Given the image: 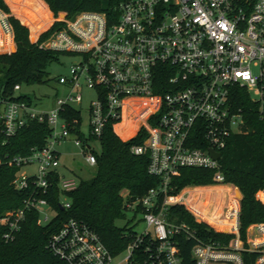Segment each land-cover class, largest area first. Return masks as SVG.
I'll return each instance as SVG.
<instances>
[{
    "label": "built area",
    "instance_id": "2783aa9c",
    "mask_svg": "<svg viewBox=\"0 0 264 264\" xmlns=\"http://www.w3.org/2000/svg\"><path fill=\"white\" fill-rule=\"evenodd\" d=\"M49 18L30 42L76 60L65 75L56 76L59 92L52 108L1 101L4 137L28 121L45 122L50 128L41 148L6 160L17 167L13 188L26 194L19 207L0 215L1 240L14 239L28 211L36 212L37 225L56 216L43 197L52 173L60 192L57 206L69 208L64 193L74 189L77 180L57 171L56 146L70 141L93 168L94 143L99 147L104 127L120 138L114 128L126 117L133 126L130 135L120 139L143 133L130 151L146 155V172L158 178L155 187L124 205L132 218L131 239L112 255L89 226L68 217L48 235L45 249L62 264H181L182 237L190 242L192 264H242V252L254 253V263L264 264V222L250 223L245 238L239 237L235 187L229 194L234 209L215 221L201 213V203L191 196L182 200L168 193L170 179L185 167L211 171L212 186L228 184L222 182L218 159L229 135L238 133L242 124L230 103L231 90L244 89L259 107L264 102V0H117L109 14L79 11L67 17L59 12ZM54 22L59 26L39 41ZM19 88L13 86L14 91ZM83 88L93 95L87 106V134L80 129V112L79 117H66L69 107L79 111ZM197 133L201 147L194 145ZM210 150L219 157L214 159ZM23 166L33 168L20 172ZM175 204L194 222L230 238L204 240L188 224L166 220L168 207Z\"/></svg>",
    "mask_w": 264,
    "mask_h": 264
},
{
    "label": "trees",
    "instance_id": "16d2710c",
    "mask_svg": "<svg viewBox=\"0 0 264 264\" xmlns=\"http://www.w3.org/2000/svg\"><path fill=\"white\" fill-rule=\"evenodd\" d=\"M34 1V0H33ZM52 13L64 12L67 17L79 11H98L109 14L117 0H43ZM43 17L37 23H30L24 13L19 16L30 24L32 37L37 31L49 23V14L45 7L36 2ZM0 10L9 14L8 8L0 0ZM6 20L12 31L14 50L0 53V105L2 100L23 101L31 103L25 94H14L13 86L46 83L48 72L46 67L57 61L59 52L38 47L37 43L28 40L27 28L16 18L7 15ZM59 23L54 22L50 28L42 32L39 41L45 39ZM8 35H6V41ZM232 109L240 113L241 129L232 133L220 151L218 164L222 174L223 185L211 186V171L185 167L169 181L168 193L175 194L184 189L179 198L186 200L191 196L194 202L201 203V213L211 217L213 221L229 214L235 207L229 197L237 187L241 197L239 200V233L243 237L244 228L254 222H264V204L255 198V193L264 190V102L251 101L249 94L240 87H233L230 93ZM66 117H79V111L67 108ZM119 127L115 129L118 134ZM50 128L45 122L28 121L9 137L0 133V215L9 209L20 206L26 192L15 190L12 179L17 167L7 165L6 160L16 155H26L33 149L41 148L48 136ZM124 132V133H122ZM119 135V134H118ZM124 138L130 131H121ZM143 133H138L128 140H121L106 125L99 137V149L94 152L95 164L92 175L77 180V185L65 196L69 208L60 210L57 206L60 194L55 173L50 175L48 188L43 195L50 206L56 211V216L45 225H37V214L34 211L25 213L19 231L12 241L4 242L0 237V264H62L45 249L48 235L54 231L61 220L73 218L85 223L100 238L106 249L115 255L123 250L133 233L132 218H126L125 203L143 195L148 189L158 184V178L146 172L147 156L131 153L130 146L141 141ZM195 146H202L201 134H195ZM231 184V185H230ZM211 193H215V202L208 208ZM264 201V195L260 197ZM223 210H220V207ZM137 212V209L134 213ZM117 220H124L118 226ZM166 220L188 224L196 235L204 240L226 241L231 235L215 232L202 223L193 221L191 215L182 205L168 207ZM3 229L0 227V236ZM178 243L181 264H192L189 253L190 242L180 237ZM255 254L242 252V264H255Z\"/></svg>",
    "mask_w": 264,
    "mask_h": 264
},
{
    "label": "rangeland",
    "instance_id": "374dc122",
    "mask_svg": "<svg viewBox=\"0 0 264 264\" xmlns=\"http://www.w3.org/2000/svg\"><path fill=\"white\" fill-rule=\"evenodd\" d=\"M43 1V0H42ZM44 2V1H43ZM45 4V3H44ZM46 5V4H45ZM47 6V5H46ZM46 11V8H45ZM50 11V10H49ZM59 15V12L57 13H52L50 11L49 17L51 16L52 18L56 17ZM19 21V20H18ZM27 28V34H28V40L33 41L35 38L32 37L31 35V30L27 24L24 25ZM44 27L43 29H45ZM41 29V30H43ZM40 31V30H39ZM14 43V42H13ZM15 47V46H14ZM76 58L74 55H67V54H59L57 57V61L51 62L47 67L46 71L48 72V78L49 80L46 83L43 84H33V85H20L19 90L14 91V94H25L31 99V104L35 109H42V110H47L50 109L54 106V98L55 95L59 92V85L57 84L55 78L58 75H65L67 73L68 67L70 64L75 61ZM254 72L255 69H252ZM93 98L92 92L87 89H82V101L80 105L78 106L79 112H80V129L83 134H87V106H88V101ZM133 124L132 123H127V125L122 126L118 130V134L121 139H124L123 136L120 135L121 131H131ZM124 133V132H122ZM96 150L99 149L98 145L94 143ZM57 151L59 152V158H58V163H59V173L65 177V178H74L75 180H78L79 178L85 179L88 178L92 175L93 168L88 167L80 153L77 147L73 146V144L68 141L65 143H62L59 146H56ZM32 166H23L20 168V172H29L32 170ZM213 183L209 184L212 186ZM229 184V183H228ZM231 185V184H230ZM216 186V185H215ZM233 186V185H232ZM188 187H194L193 185H187L182 188H180L176 194H180L184 189ZM235 187V186H233ZM235 190L237 193H234L235 196H237L240 200V193L235 187ZM264 195V190H259L255 193V198L262 203L260 197ZM215 193H211L210 199H209V204L208 208H212L214 202H215ZM224 208L221 206L220 210H223ZM239 214V213H238ZM129 214L126 213V218L128 219ZM124 220H117L115 221V224L120 226L124 224ZM130 223H128L129 225ZM249 224L244 228L243 230V237H241L239 233V222H238V235L240 238H245L246 232L249 230L248 229ZM139 226L136 229H139Z\"/></svg>",
    "mask_w": 264,
    "mask_h": 264
},
{
    "label": "crops",
    "instance_id": "0c3cea01",
    "mask_svg": "<svg viewBox=\"0 0 264 264\" xmlns=\"http://www.w3.org/2000/svg\"><path fill=\"white\" fill-rule=\"evenodd\" d=\"M2 1L8 8L9 14H5L0 10V53H9L14 50V43L12 39L11 28L6 20L7 15L13 16L17 20H19V22L22 25L27 24L30 28V24L27 23L28 21L27 22L24 21L19 16V13L20 14L24 13L25 15H27L29 17L30 23L32 22L37 23L39 22L41 17H43V13L38 9V5L36 3L37 1L40 2L46 8V12L48 14H50V11L48 10L47 6L44 4L42 0H34V1L33 0H2ZM6 35H8L7 41H6ZM58 168L59 166L57 167V171L59 172Z\"/></svg>",
    "mask_w": 264,
    "mask_h": 264
},
{
    "label": "bare ground",
    "instance_id": "6f19581e",
    "mask_svg": "<svg viewBox=\"0 0 264 264\" xmlns=\"http://www.w3.org/2000/svg\"><path fill=\"white\" fill-rule=\"evenodd\" d=\"M127 123H129V119L127 120L126 117H123L122 122L120 124H118L114 129H116L119 126L121 128L122 126L127 125Z\"/></svg>",
    "mask_w": 264,
    "mask_h": 264
},
{
    "label": "water",
    "instance_id": "95a60500",
    "mask_svg": "<svg viewBox=\"0 0 264 264\" xmlns=\"http://www.w3.org/2000/svg\"><path fill=\"white\" fill-rule=\"evenodd\" d=\"M211 156L214 158V159H217L219 157V153L218 152H213V151H209Z\"/></svg>",
    "mask_w": 264,
    "mask_h": 264
}]
</instances>
